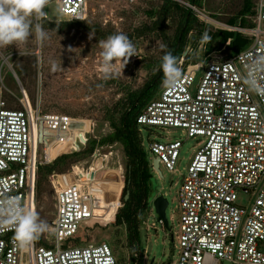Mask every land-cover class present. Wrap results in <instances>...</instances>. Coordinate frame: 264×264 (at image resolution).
Instances as JSON below:
<instances>
[{
    "label": "built area",
    "instance_id": "obj_1",
    "mask_svg": "<svg viewBox=\"0 0 264 264\" xmlns=\"http://www.w3.org/2000/svg\"><path fill=\"white\" fill-rule=\"evenodd\" d=\"M56 1L66 20L87 19V0ZM171 1L189 8L197 18L204 16L186 2ZM262 21L264 0H258L254 28L222 26L248 38L245 49L222 61L190 65L174 87L165 85L136 118L139 128L181 130L187 138H201L177 190L178 252L171 264H264V96L249 92L244 83L249 60L264 53ZM181 63L182 59L178 66ZM20 103V109H11L0 102V198L15 197L33 211L37 169L63 151L49 159L45 149L39 159L37 148L49 133V126H41L51 118L26 98ZM85 145L84 138L80 149L67 151L79 152ZM181 146L180 140H158L149 142L148 149L159 165L173 172ZM98 156L96 149L90 158ZM83 170L71 165L65 181L54 172L48 176L54 193L53 219L48 233L30 247L17 246L14 230H0V264H118L107 243L73 241L81 226L96 223L86 206L88 188L70 182ZM88 177L94 188V172L82 179ZM239 193L249 197L246 207L237 205ZM157 221L164 227L162 220ZM132 257L136 259L137 253Z\"/></svg>",
    "mask_w": 264,
    "mask_h": 264
},
{
    "label": "rangeland",
    "instance_id": "obj_2",
    "mask_svg": "<svg viewBox=\"0 0 264 264\" xmlns=\"http://www.w3.org/2000/svg\"><path fill=\"white\" fill-rule=\"evenodd\" d=\"M160 5L161 0H87L86 23L96 24L102 30H112L128 37L136 29L150 26L151 19L147 13ZM252 5L257 11L258 0H252ZM242 6L243 0H202L201 6L197 7L204 15L197 18L202 27V35L196 32L192 34L193 43L178 66L181 72L197 62L204 64L207 61H222L227 58L226 51H218L211 54L206 61H203L204 57L200 60L206 44L202 38L205 34L209 36L218 30H224L222 26L228 25V19L235 17ZM44 13L41 18L50 22L68 21L58 12L56 0H50ZM245 18L252 21L254 17L247 15ZM40 19L37 21L32 18L33 35L25 44L0 48L3 51L12 47L15 51L8 55L0 52V102H4L7 108L20 109V100L26 98L33 108L40 110L43 116L51 118V121L41 126H49V133L44 138L45 142L37 148L39 159L48 147L51 148L53 158L60 150L64 152L80 149L84 138L86 144L90 140H100L109 135L112 130L105 119L108 110L123 98L128 90L140 88L156 72V63L165 53V48H161L164 44L158 32L145 33L141 37L129 39L135 46L136 56L130 58L124 69L121 60L112 61L114 71L119 75L106 77L103 72L100 41L91 33L76 27L61 33L45 30L48 38L41 42L35 38V25L40 23ZM175 25L174 21L166 23L164 29L167 34L173 33ZM260 27L264 30V21ZM13 65L23 70V82L15 74ZM164 86V83L160 85L158 94ZM139 130L142 146L150 163L153 155L148 149L149 142H182L173 172L166 170L162 165H159L161 176L155 170L151 171L147 200L149 206L142 213L139 223L138 247L144 251L146 257L142 264H171L176 260L178 252L177 190L182 176L185 175L187 163L198 148L201 138H187L181 130L167 131L146 127H140ZM58 144L64 146L59 147ZM97 151L101 156L95 160L88 158L75 163L85 168L84 174L94 172V188L90 185L93 178L82 179L85 170L79 174V179L70 180L77 188H88L85 194L86 206L91 220L98 224L86 233L84 228L89 223L81 226L77 238L81 240V245L105 242L111 247L118 264H132L133 251L125 244V228L110 225L118 207L116 199L120 195L122 179L126 173L122 147L115 143L97 147ZM103 155L107 157L103 158ZM62 172L59 176L65 181L68 179V172ZM158 195H163L168 202L165 209L167 228L158 223L152 205V200ZM249 201L248 196L239 193L236 203L246 207ZM33 211L47 224L46 231L38 238L40 239L48 233L54 213V193L48 177L35 192ZM149 243L151 247L148 252Z\"/></svg>",
    "mask_w": 264,
    "mask_h": 264
},
{
    "label": "trees",
    "instance_id": "obj_3",
    "mask_svg": "<svg viewBox=\"0 0 264 264\" xmlns=\"http://www.w3.org/2000/svg\"><path fill=\"white\" fill-rule=\"evenodd\" d=\"M194 7H200L202 0H181ZM151 19L150 26H143L136 29L128 35L129 39L138 38L145 33H160L162 43L166 46L165 53L171 52L177 57L178 62L184 58L183 53L188 45L189 39L194 32L202 35L201 25L192 11L171 0H162L161 5L156 7L152 12L147 13ZM247 15L255 16L256 11L253 9L252 0H243V6L235 17L228 19L227 24L230 26H239L241 28H254L252 21L247 20ZM169 21H174L175 28L171 35L165 31V25ZM40 25L44 30H51L55 33H61L64 30H70L74 27L91 33L97 41L106 40L110 35L116 34L112 30H102L98 25H90L84 21H62L50 22L45 18L40 19ZM34 30V24H33ZM210 41H206L202 53L203 61L218 51H226L227 57L239 53L249 45L248 38L242 34L227 30H218L212 34ZM15 46V45H13ZM3 55L15 52L10 47L7 50L0 49ZM164 53V55H165ZM163 55V56H164ZM156 63L157 70L151 77L138 89L128 90L126 95L118 100L105 115L109 123L111 133L100 140H90L86 143L83 150L79 152L64 151L57 156L51 164L39 166L37 169V179L35 183V192L39 190L43 180L47 179L53 172L62 175V171L68 170L69 167L77 162L91 157L97 147L119 144L126 164V173L122 179L121 192L116 199L118 207L114 214V219L110 225L114 227H124L126 231L125 244L130 251L137 253V258L131 257L132 264H142L144 251L138 247L139 223L142 213L148 209V183L151 179V165L147 159L142 146L140 130L136 124L137 116L142 112L146 105L153 100L163 83L164 74L161 69L162 58ZM196 60V58H195ZM185 61V60H184ZM13 69L21 82L24 80L23 70L13 65ZM59 147L64 145L58 144ZM52 153V152H51ZM54 157V156H53ZM51 159H53L51 157ZM96 179V178H95ZM129 192L128 199L124 200L126 192ZM87 226L84 228L85 233L92 229ZM80 243V239L73 240ZM132 253V254H133Z\"/></svg>",
    "mask_w": 264,
    "mask_h": 264
},
{
    "label": "clouds",
    "instance_id": "obj_4",
    "mask_svg": "<svg viewBox=\"0 0 264 264\" xmlns=\"http://www.w3.org/2000/svg\"><path fill=\"white\" fill-rule=\"evenodd\" d=\"M50 0H0V48L25 44L33 35V20L37 21L45 15L44 9ZM35 38L44 41L48 38L42 25L36 23ZM90 39L92 36L89 37ZM204 41L211 37L205 34ZM103 58V72L106 77L119 75L114 71L112 61L121 60L123 69L130 58L136 56V49L129 38L122 34L110 35L100 41ZM161 45V48H165ZM161 69L164 74L163 83L174 87L180 77L181 70L178 60L171 52H166L162 58ZM264 53L254 55L247 64L244 83L249 92L264 96ZM14 230L13 239L20 249L30 247L47 229V224L40 220L38 214L31 209H25L15 197L0 198V230Z\"/></svg>",
    "mask_w": 264,
    "mask_h": 264
},
{
    "label": "water",
    "instance_id": "obj_5",
    "mask_svg": "<svg viewBox=\"0 0 264 264\" xmlns=\"http://www.w3.org/2000/svg\"><path fill=\"white\" fill-rule=\"evenodd\" d=\"M193 40H194V36H191L190 39H189L187 48H186L185 52L183 53V56L186 55L187 51L189 50L190 46L193 43ZM188 163H189V161H188ZM188 163H187V165H188ZM151 165H152V169L155 170L159 174V176H161L160 171H159V162H158L157 158H153L152 159ZM128 195H129V192L127 191L125 196H124V200L128 199ZM152 205L154 207L157 219L162 220L163 226L165 228H167L168 223H167V220H166V217H165V209H166V207L168 205L167 200L163 197V195H158L152 200ZM171 240H172V236H171ZM150 247L151 246H150V243H149L148 247H147V251L148 252L150 251Z\"/></svg>",
    "mask_w": 264,
    "mask_h": 264
},
{
    "label": "bare ground",
    "instance_id": "obj_6",
    "mask_svg": "<svg viewBox=\"0 0 264 264\" xmlns=\"http://www.w3.org/2000/svg\"><path fill=\"white\" fill-rule=\"evenodd\" d=\"M43 138H44V135L41 134L40 139L43 140ZM46 154L48 158L51 159V148L50 147L46 148Z\"/></svg>",
    "mask_w": 264,
    "mask_h": 264
},
{
    "label": "crops",
    "instance_id": "obj_7",
    "mask_svg": "<svg viewBox=\"0 0 264 264\" xmlns=\"http://www.w3.org/2000/svg\"><path fill=\"white\" fill-rule=\"evenodd\" d=\"M150 165H151V163H150ZM151 167H152V165H151Z\"/></svg>",
    "mask_w": 264,
    "mask_h": 264
}]
</instances>
